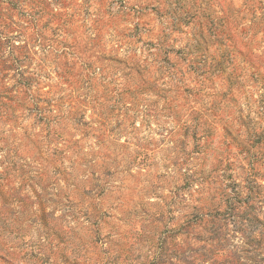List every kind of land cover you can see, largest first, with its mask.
Here are the masks:
<instances>
[{
	"label": "rangeland",
	"instance_id": "1",
	"mask_svg": "<svg viewBox=\"0 0 264 264\" xmlns=\"http://www.w3.org/2000/svg\"><path fill=\"white\" fill-rule=\"evenodd\" d=\"M0 264H264V0H0Z\"/></svg>",
	"mask_w": 264,
	"mask_h": 264
}]
</instances>
